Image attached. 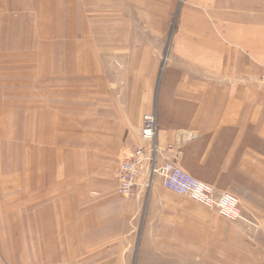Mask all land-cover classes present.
Wrapping results in <instances>:
<instances>
[{
	"label": "rangeland",
	"instance_id": "1",
	"mask_svg": "<svg viewBox=\"0 0 264 264\" xmlns=\"http://www.w3.org/2000/svg\"><path fill=\"white\" fill-rule=\"evenodd\" d=\"M194 1L0 0L19 18L0 22V264H264V214H246L253 225L208 207L223 221L207 224L186 194L170 212L150 186L116 191L123 117L141 124L151 101L123 99V80L151 62L162 73L185 13L204 10ZM220 3L264 28V0Z\"/></svg>",
	"mask_w": 264,
	"mask_h": 264
},
{
	"label": "crops",
	"instance_id": "2",
	"mask_svg": "<svg viewBox=\"0 0 264 264\" xmlns=\"http://www.w3.org/2000/svg\"><path fill=\"white\" fill-rule=\"evenodd\" d=\"M18 1L17 6L24 4ZM194 2L204 10L187 12L188 16L185 13L186 26L181 28L184 44H173L172 55L160 75L156 76L157 63L151 62V69L144 74L136 70V74H143L142 82L137 78L123 80V99L141 100V93H145L144 99L151 100L143 115L154 110L157 114L158 162L173 160L217 189L233 192L248 221L249 215L264 214V85L257 80L264 62V28L240 22L246 16L252 19L251 14L236 13L239 11L235 9L224 12L220 0ZM9 6L7 12L14 9V5ZM4 14L0 22L19 19ZM137 49L133 46V60L126 64L139 69ZM134 103L138 115L140 105ZM141 125L138 120L129 128L123 117V153L140 145L149 152ZM116 191L120 194L117 176ZM148 195L154 207L182 210L174 204L181 195L164 187L158 177H154ZM193 205L207 224L223 221L216 211ZM250 221L256 225L253 219ZM257 223L264 227L263 219L258 218Z\"/></svg>",
	"mask_w": 264,
	"mask_h": 264
},
{
	"label": "built area",
	"instance_id": "3",
	"mask_svg": "<svg viewBox=\"0 0 264 264\" xmlns=\"http://www.w3.org/2000/svg\"><path fill=\"white\" fill-rule=\"evenodd\" d=\"M264 83V67L260 73ZM157 118L156 112L143 115L141 136L148 143L149 152L144 146H136L122 153L116 168L118 191L121 195L132 194L139 185L151 186L154 177L161 184L177 193L186 194L200 204L215 209L229 219L242 218L239 198L229 190H219L213 184L202 180L180 167L173 160L158 162L157 154Z\"/></svg>",
	"mask_w": 264,
	"mask_h": 264
},
{
	"label": "bare ground",
	"instance_id": "4",
	"mask_svg": "<svg viewBox=\"0 0 264 264\" xmlns=\"http://www.w3.org/2000/svg\"><path fill=\"white\" fill-rule=\"evenodd\" d=\"M7 41V40H6ZM1 95V94H0ZM0 102H1V98H0ZM3 106V105H2ZM3 113H4V110L2 109V110H0V118H2V115H3ZM20 114V113H19ZM19 118H20V116H19ZM18 121V120H17ZM0 129H3L4 128V123H0ZM24 157V156H23ZM23 162H25L24 161V159H23ZM23 162H22V164H23ZM25 165V164H24ZM10 168H11V166H10Z\"/></svg>",
	"mask_w": 264,
	"mask_h": 264
}]
</instances>
